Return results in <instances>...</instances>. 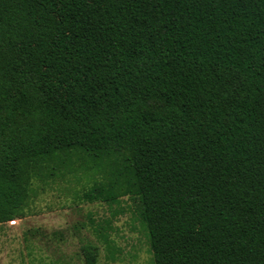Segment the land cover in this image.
I'll return each mask as SVG.
<instances>
[{"label": "trees", "instance_id": "trees-1", "mask_svg": "<svg viewBox=\"0 0 264 264\" xmlns=\"http://www.w3.org/2000/svg\"><path fill=\"white\" fill-rule=\"evenodd\" d=\"M53 183L112 262L127 197L154 264H264V0H0V223Z\"/></svg>", "mask_w": 264, "mask_h": 264}, {"label": "rangeland", "instance_id": "rangeland-1", "mask_svg": "<svg viewBox=\"0 0 264 264\" xmlns=\"http://www.w3.org/2000/svg\"><path fill=\"white\" fill-rule=\"evenodd\" d=\"M63 186L53 183L41 190L24 217L0 223V264H85L81 245L87 240L99 247V264H154L131 200L123 198L126 211L114 223L112 237L120 253L112 262L88 225L90 215L110 216L109 206L101 201L79 202Z\"/></svg>", "mask_w": 264, "mask_h": 264}]
</instances>
